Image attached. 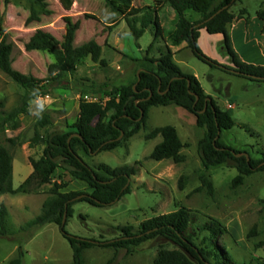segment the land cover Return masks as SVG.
<instances>
[{"label":"rangeland","instance_id":"1","mask_svg":"<svg viewBox=\"0 0 264 264\" xmlns=\"http://www.w3.org/2000/svg\"><path fill=\"white\" fill-rule=\"evenodd\" d=\"M46 1L51 15L41 17L37 23L26 24L28 0H13L11 3L0 0L1 27L7 42L13 47V69L45 80L54 58L45 52L26 51L24 45L36 30L61 41L65 17L79 22L74 46L93 40L101 47L100 60L103 63H93L87 58L59 81L44 82V92L28 102L26 114L19 115L0 131V146L7 149L12 158L14 189L31 174L30 159L37 160L42 154L43 146L34 140L38 130L36 123L43 115L48 116L51 122L47 132L69 131L77 119L81 98L88 102L105 103L104 86L133 84L139 68L148 66L149 59L158 57L157 49L164 47V43L158 42L152 52L146 54V48L152 42V28H148L135 42L127 35L126 23L110 12L104 0ZM149 1L132 0V7H147ZM263 4L264 0H240L231 8L234 14L242 8L246 9L251 24L248 32L251 43L257 42L256 14L263 9ZM235 38V44L240 48L239 31L235 33ZM207 43L206 40L201 41L203 50L207 46V56L229 66L223 41L211 38V48ZM177 49L173 48V61L181 72L195 76L205 94L221 110H229L233 106L229 112L234 126L221 132L220 143L232 150L244 151L252 159L259 158L264 151V84H255L210 68L194 57L189 49L180 50V53ZM23 94L20 87L0 72V112H10L20 106ZM164 126L174 127L184 145L180 152L184 162L180 164L171 160L156 162L150 159L153 148L161 139L146 140V135L154 128ZM39 132L42 133L41 130ZM203 135L204 130L196 127L195 118L182 108L174 105L153 107L149 110L145 128L121 147L91 157L80 153L83 161L92 168L99 164L110 168L133 166L137 162L140 168L136 165L138 173L130 179L131 193L115 203L103 207L86 202L74 203L73 213L65 221L64 232L79 239L107 241L117 237L121 227L136 229L146 220L173 212L177 207H185L198 213L200 223L211 218L227 229L229 234L219 241L234 261L264 264V172L245 177L242 185L233 188L231 182L237 172L231 164L208 171L204 169L198 149ZM202 175L212 183V195L205 188L198 190ZM60 182H67V186L59 193L86 189L83 184L70 181L67 172L57 169L51 184L28 194L0 196V204L8 211L6 234L0 235V264H8L16 258L18 247L24 253L23 264H72V251L56 225H45L32 235L18 232L22 225L39 214L52 186ZM163 243V240L154 239L130 251L116 252L111 248L95 247L84 252V264H153L160 247L169 248Z\"/></svg>","mask_w":264,"mask_h":264},{"label":"trees","instance_id":"2","mask_svg":"<svg viewBox=\"0 0 264 264\" xmlns=\"http://www.w3.org/2000/svg\"><path fill=\"white\" fill-rule=\"evenodd\" d=\"M12 1L4 0V3ZM104 1L110 12L120 16L126 23L127 35L135 42L148 28H152V42L146 48V54L152 52L158 42L164 43V47L157 49L158 57L149 59L148 66L139 68L140 72L133 84L104 86L105 103L88 102L81 98L77 119L69 127V131L47 132L51 122L48 116L43 115L36 123L38 130L34 140L43 146L42 154L37 160L30 159L32 172L15 189L12 186L11 155L7 149L0 146V196L28 194L43 185L51 184L57 169L67 172L70 181L79 182L86 188L85 191L59 193L60 189L67 186V182L54 184L39 214L22 225L18 232L32 235L45 225H56L72 251V264H84V252L95 247L111 248L115 252L130 251L154 239L163 240V245L169 248L161 246L153 264H244L234 261L220 243L219 240L229 234L221 223L211 218H206L200 223L198 213L185 207H177L173 212L146 220L136 229L131 226L121 227L119 235L107 241L79 239L64 232L65 224L61 226L63 216L66 215L67 222L73 213L74 203L86 202L95 207L115 203L131 193L130 179L137 175L138 167L140 168L138 162L133 166L110 168L99 164L92 168L83 161L80 153L91 157L121 147L145 128L149 110L153 107L174 105L195 118L196 127L204 130V135L198 143L204 169L208 171L231 164L237 172L231 182L233 188L242 185L245 177L264 172V151L257 159L249 156L247 159L245 156H236L245 153L244 151L232 150L220 143L221 132L234 126L230 112L221 110L215 101L205 94L195 76L181 72L168 47V44H185L194 57L210 68L255 84H264V66L242 62L234 52L227 34V26L232 22L241 19L247 22L249 19L244 8L237 14L231 12V8L240 3V0H152L151 7L143 8H133L132 0ZM28 2L29 16L26 24L37 23L41 17L51 15L46 0ZM165 5L175 14L173 29L167 33H164L157 18L158 11ZM256 17L264 22V4ZM63 20L65 30L61 41L46 32L36 30L24 45L26 51L45 52L54 58V62L48 67L47 78L38 80L13 69V47L3 33L0 14V72L24 91L20 106L10 112H0V131L7 123L14 122L19 115L26 114L28 102L44 92V82L59 81L64 74L71 73L78 63L87 58L93 63H103L100 60L101 47L93 40L78 47L74 46L79 22L70 17ZM200 30H205L210 36H222L223 47L231 66L219 64L202 53L197 43ZM157 137H160L161 141L153 148L151 160H171L174 164L184 162V156L180 153L184 145L174 127L154 128L146 135V140ZM200 181L198 190L205 188L207 193L212 195L213 186L209 178L202 175ZM7 220V208L0 204V235L6 234ZM23 257L24 253L21 247H18L16 258L8 264H23Z\"/></svg>","mask_w":264,"mask_h":264},{"label":"crops","instance_id":"3","mask_svg":"<svg viewBox=\"0 0 264 264\" xmlns=\"http://www.w3.org/2000/svg\"><path fill=\"white\" fill-rule=\"evenodd\" d=\"M149 2L150 3L147 6L151 7L153 5L152 0H150ZM174 16H175L174 12L167 5L163 6L157 13V18L159 20V23L162 29L165 30L166 33L173 29L172 21L174 19ZM250 25L251 24H250L249 19L247 22L244 21L243 19L234 21L230 25L227 26V34L229 36L234 52L237 54V56L242 62L247 63V64H252L255 66H264V22L258 19V23L256 26L257 27L256 29L257 30V35H256L257 42L255 43L249 42L250 36L248 32H250L249 31ZM238 31L241 34V40H239L241 41L240 48L242 47L244 48V50L238 48L235 44V39H236L235 33ZM213 37L220 39V41L222 40L221 35L210 36L206 33L205 30H200V36H199L197 43H198L200 50L205 56L208 55V49L206 48L207 46H205L203 50V46H201V41L203 40H206V42L208 41L206 45H209V47L211 48V38ZM168 47L170 48L173 54H175V52L173 51V48H178L177 53H180L182 50L186 49L185 44H181L179 46H171L168 44ZM207 57L209 58V56ZM211 58L213 59V57L210 56V59ZM229 66H231V63ZM232 109H233V106H231L229 110L226 109L225 111H231Z\"/></svg>","mask_w":264,"mask_h":264},{"label":"water","instance_id":"4","mask_svg":"<svg viewBox=\"0 0 264 264\" xmlns=\"http://www.w3.org/2000/svg\"><path fill=\"white\" fill-rule=\"evenodd\" d=\"M139 72L140 71L137 72V76H138ZM236 156L237 157L245 156L248 159V155L246 153L237 154ZM65 221H66V215L63 216V220H62V224H61L62 227L64 226Z\"/></svg>","mask_w":264,"mask_h":264}]
</instances>
